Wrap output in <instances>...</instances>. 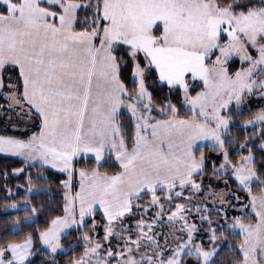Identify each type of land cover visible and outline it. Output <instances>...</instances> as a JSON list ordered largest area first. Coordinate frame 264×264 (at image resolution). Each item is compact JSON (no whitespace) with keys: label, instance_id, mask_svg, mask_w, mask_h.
<instances>
[{"label":"snow or ice","instance_id":"1","mask_svg":"<svg viewBox=\"0 0 264 264\" xmlns=\"http://www.w3.org/2000/svg\"><path fill=\"white\" fill-rule=\"evenodd\" d=\"M81 9L91 15L77 30ZM120 50L123 56L116 55ZM235 57L242 66L233 73L229 62ZM129 63L135 91H129L121 78ZM9 65L18 70V76L15 84L8 85L6 99L40 122L39 130L27 140L0 136V152L39 160L68 174V180L62 181L68 189L64 215L54 216L38 233L49 254L62 249L61 239L71 225L83 226L85 218L93 216L89 231L94 230L98 210L106 218L104 238L108 240L112 225L122 223L134 207L147 211L159 205L157 216L163 215L160 200L172 197L158 196V189L172 193L191 185L201 190L193 177L202 171L204 157L197 158L195 151L198 141L209 140L223 150L220 167H231L255 214L254 222L237 216L231 225L222 226L221 232L230 230L240 237L235 264H264V180L252 167L251 149L234 164L222 138L230 123L223 113L232 102L241 105L245 94L257 88L264 93V79L257 78L264 74V0H0V69ZM153 71L170 91L183 93L190 116L181 117L171 102L153 104L146 89V74ZM189 76L204 85L195 95ZM126 99L135 120L130 136L117 119ZM154 110L165 118L152 115ZM256 122L264 123V110L245 124ZM81 154H91L95 164L78 169L80 187L73 195L74 165ZM113 155L120 170L101 171ZM253 180L261 185L260 195L252 194ZM145 195L151 197L148 205L133 204ZM10 207L21 206L14 202ZM22 207L23 224L18 220L13 233L35 223L37 209L31 207L29 212L27 201ZM240 211H247V206ZM183 212L184 206L177 204L168 217L184 221L187 227V240L175 248L160 247L153 225L140 220L135 237L125 228L128 235L118 236L124 239L119 250L109 247L102 257V245L85 233L83 239L90 246L70 264H93L92 257L95 264L114 260L116 264H184L185 253L195 255L202 264H215L217 248L206 250L202 243H193L195 225H187ZM210 239L213 245L218 242L216 228ZM34 246L31 232L21 240L0 244V264H29ZM142 247L158 250L142 252Z\"/></svg>","mask_w":264,"mask_h":264},{"label":"rangeland","instance_id":"2","mask_svg":"<svg viewBox=\"0 0 264 264\" xmlns=\"http://www.w3.org/2000/svg\"><path fill=\"white\" fill-rule=\"evenodd\" d=\"M82 3H86V2H82ZM140 59L143 62V54H141ZM214 59L215 57L213 56L210 60L207 61V63L211 64ZM233 60L238 61V67L236 69L238 70L242 66L241 61L239 60L238 57H235ZM243 66L247 67V65H243ZM17 76H18L17 70H14L11 65L4 67L2 71L0 69V78H2L3 84H4V87L0 88V117L3 118L4 125L6 126V128H9V130L13 132L28 133V136L26 138H17L14 136H11V137H14L16 139H21V140H27L32 135L33 132H37L39 130L38 125L40 121H39V118L36 116H30V115H27L26 112H21L20 108L15 107L12 104L11 100L6 99V95L10 92L8 85L15 84L17 80ZM257 78L264 79V74L259 75ZM188 79H189L190 88L193 89V91L191 92L192 95H195L196 92L203 90L204 85L202 81H199L198 79L194 81L191 78V76H189ZM130 80L133 86L128 89L129 91H135L137 88V85L133 83L132 73H131ZM158 82L160 84L167 85L166 82H160L159 80ZM20 87L22 89V85ZM146 89H147V92L151 94L148 88V84H147V74H146ZM263 94L264 93H261L260 89L257 88L254 90L253 93L245 94L241 105L237 106L235 101H233L230 106V110H227L223 113V115H225L226 117L230 119L227 133L222 132V138L225 140V148L227 150L228 148L226 147V143L229 140L226 138V136L230 130V127L235 122L236 118L239 119L244 113H247L252 108V106L249 103L251 99L259 98ZM180 95H181V102H182L183 108L187 112L186 115H180V116L181 117L190 116L191 112L188 111L187 106L183 103V93L180 92ZM254 102L263 103V101L261 100H254ZM127 103L128 101L126 99L125 106L120 109V116H118L117 119L118 121L124 122L125 131L127 130V127L131 128L130 133H129V130H127L126 132L130 136L134 131L135 120L132 118L130 110H128L126 107ZM260 111L262 110L256 111L255 113H253V115L250 118L240 121L239 125L242 127H254V126H259V125L261 126L264 123L256 122L254 124H247V125L245 124V121L252 119V117ZM152 115L156 116L158 119L165 118L161 116L156 110L152 112ZM197 143H198V147L196 148L195 154L197 158H199L201 154H203L204 166H203L202 171L199 172V174H194L193 179L197 183H200L202 185V189L197 191L196 189H193L191 185L183 189L177 187L176 190L172 193H168L167 191L162 192L158 189L156 193L158 196L167 197L171 195L172 197L171 200H168V199L160 200V204L163 205V215L157 216V213L161 211L159 205L155 207H151L147 211H145L144 207H140V208L134 207L132 213L128 214L126 218L123 219L122 223L120 221H117L116 223L112 225V228L114 229V231L112 232L108 240H105L104 238L107 221H106V218L103 216L105 220V226L103 229L102 236L99 237L100 239L98 240V238H92V236L96 233V229L92 230L89 233L92 241L98 242L102 245V248L99 250L101 253V257L103 256V254L107 251L109 247L113 248L116 251L119 250L118 245H122L124 243L123 238H126L128 235V232L125 231V228H127L128 231H130L133 234V237H135V234L138 231L137 222L140 220H144L147 223H150L153 225V231L155 234H157L154 236V239H157L159 241V245L162 248H165V249H168L169 247L175 248L178 243H180L183 240H187V227L185 226L184 221L182 220L169 221L168 219L170 213L175 210V207L177 204H181L184 206L183 215L187 221V225H195V229L193 231V237H194L193 243L194 244L201 243L197 239L196 231L199 229L200 226L201 227L204 226L203 229L206 231L207 238L209 240L208 246L207 247L204 246L206 250H210L213 247L217 248V250L219 248L216 244L213 245L210 239L212 228L217 229V237L219 238V235L221 234L220 232H221L222 226L231 225L233 222L232 220L233 217H237V216L243 217L245 222L255 221V214L252 211L248 193L245 190H243L240 186H238V181H236L231 167H228L226 169H222L220 167L224 159L223 150L220 148H214L212 146V141H209V140L198 141ZM205 148L213 150L216 153V155L220 158V162L218 164L215 163L216 162L215 160L210 161L211 162V173L210 175L206 176L209 182L204 181L203 174L205 173L206 162L208 161V159H211L210 157L213 155L212 154L208 155L206 153L207 151H205ZM261 148L264 150V142L261 144ZM0 155L11 156V157L21 159L27 165L38 164L42 167H47L55 171L61 172L59 169L52 168L50 165L48 166L42 165V162H40L39 160L37 161L27 160L26 161L24 157L15 155L13 153L0 152ZM80 158H92V157H91V154H89L87 157H85L84 154H81L79 157L76 158V161L79 160ZM239 158L237 162L234 164H238ZM109 162H111L112 165L117 166L118 168L117 171L120 170L119 163L115 161L114 155L109 157ZM74 166L77 169V171L73 174V177H72L71 193L73 195L75 194L77 190H79V187H80V176L78 172V169H80V167H77L76 163ZM252 167H253V163H252ZM63 173L66 174L67 176L66 180H68V174L66 172H63ZM63 187H64L63 195L65 199V193L66 191H68V189L64 186V184H63ZM251 187H252L253 195H260L261 185L259 182L253 180ZM32 190L35 191L36 189L34 188ZM26 192L28 193L29 189L26 190ZM176 192H182V196L177 197ZM237 197H239V201L237 200ZM150 200H151L150 195H145L140 200H134L133 204L134 205L136 204L148 205L150 203ZM24 204L25 203L19 204V206L22 207ZM244 206H247V211H240V209L244 208ZM10 209L12 208L10 207ZM225 213H227V219H225ZM63 215L64 213L61 216ZM88 217L85 218V221ZM202 218H205V219H202ZM76 219L77 220L80 219L78 215V207H77ZM77 227H80V226L76 224L71 225V227L66 230L65 235H67L70 231L76 229ZM144 231L147 232L148 229L145 228ZM226 231L232 234H235L234 232L230 230H226ZM118 236L123 237V238H118ZM177 237H179L180 239L177 240ZM165 238H167V241H168L167 244L165 243ZM42 246L47 251L46 246L44 245ZM86 246H90V245H86ZM68 249H69L68 247L62 246V249H58L56 253L65 252ZM145 250L149 251L150 253L151 251L158 250V249H145L142 247V252ZM168 254L171 255V252H169ZM51 255H54V254H51ZM136 255H137V258H139L140 253H137ZM185 256H187L186 253L183 254V258ZM192 257L196 258L195 255H192ZM95 261H96V257H92L93 264H95ZM112 264H116V261L115 260L112 261ZM199 264H202V261L199 260Z\"/></svg>","mask_w":264,"mask_h":264},{"label":"trees","instance_id":"3","mask_svg":"<svg viewBox=\"0 0 264 264\" xmlns=\"http://www.w3.org/2000/svg\"><path fill=\"white\" fill-rule=\"evenodd\" d=\"M81 2H87V0H81ZM241 2L243 3L244 0H241ZM90 15V12L86 13L81 9L79 12L81 24L77 26V30H80L85 17H90ZM116 55L123 56V50L117 51ZM237 67L238 61L232 60L229 64V71L234 72ZM131 73V63H129L126 67H123L121 77L128 88L133 86L130 82ZM147 84L151 92L152 102L155 106H161L162 102H171L177 106L180 115L187 114L181 102L180 92L177 89L170 91L169 86L160 84L154 71L147 74ZM254 100H261L263 103H255ZM249 103L252 108L239 119L236 118L230 127L226 138L231 143L227 142L226 147L229 150V159L233 163H236L240 156L249 154L248 149H251V154L254 157L253 167L261 176L262 180H264V150L261 148V144L264 142V124L254 127H242L239 125L240 121L250 118L256 111L264 110V94L259 98L251 99ZM130 129L127 127L129 133ZM0 135L26 138L28 133L9 130L4 125L3 118L0 117ZM242 144L244 145L243 148H241ZM205 151H207L206 153L208 155H213L206 162L205 173L203 174L204 181L209 182L206 176L211 173L210 161L215 160V163L218 164L220 158L213 150L205 148ZM94 164L95 161L93 158H80L76 161L77 167L80 168H90ZM15 169H22V172H15ZM105 170L114 173L118 168L109 162L101 168V171ZM66 178L67 176L63 172L42 167L38 164L27 165L21 159L0 155V244L8 240H21L29 232L33 233L35 246L33 248V254L29 258V264H69L72 259H78L83 254L84 248L86 247L83 235L90 233L89 230L93 224V216H89L86 219L84 226L77 227L61 239V245L69 248L65 252H58L51 255L44 249L39 239L38 233L48 226V221L54 216H61L64 213L65 199L62 181H65ZM29 179L31 183H29ZM30 187L36 190L27 193L26 190ZM26 201L29 202V212L31 207L37 209L35 223L24 225L20 231L13 233L11 228L18 220L23 224L25 209L20 207L12 210L10 209V205L14 202L19 205ZM94 217L96 233L92 238H98L99 240V237L103 234L105 220L99 210L95 212ZM203 227L200 226L196 231L197 239L207 247L209 240ZM220 233L218 242L216 243L219 248L217 255L214 257L215 264H235L237 255L236 244L239 242V237L226 230ZM183 261L184 264H199V260L188 255L183 258Z\"/></svg>","mask_w":264,"mask_h":264},{"label":"crops","instance_id":"4","mask_svg":"<svg viewBox=\"0 0 264 264\" xmlns=\"http://www.w3.org/2000/svg\"><path fill=\"white\" fill-rule=\"evenodd\" d=\"M3 69H1V71H2ZM17 72H18V70H17Z\"/></svg>","mask_w":264,"mask_h":264}]
</instances>
